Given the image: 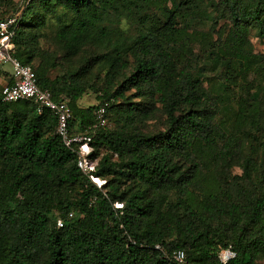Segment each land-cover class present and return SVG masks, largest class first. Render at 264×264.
I'll return each mask as SVG.
<instances>
[{
  "label": "trees",
  "instance_id": "trees-1",
  "mask_svg": "<svg viewBox=\"0 0 264 264\" xmlns=\"http://www.w3.org/2000/svg\"><path fill=\"white\" fill-rule=\"evenodd\" d=\"M5 11L15 56L71 107L72 134L103 104L115 126L90 142L99 187L53 112L1 87L0 264H223L229 248L227 264H264V53L251 40L264 41V0H0ZM91 88L99 103L82 107ZM158 110L166 129L148 133Z\"/></svg>",
  "mask_w": 264,
  "mask_h": 264
},
{
  "label": "built area",
  "instance_id": "built-area-1",
  "mask_svg": "<svg viewBox=\"0 0 264 264\" xmlns=\"http://www.w3.org/2000/svg\"><path fill=\"white\" fill-rule=\"evenodd\" d=\"M18 16H9L0 19V65H8L10 76L13 79L11 83H6L2 88V98L8 102H15L22 99L32 100L38 113H43L49 109L56 116V134L61 138L66 147L77 152V164L80 169L93 181L97 186L102 187V179L94 174L96 163L90 157L91 140L97 131L108 124L107 104L100 105L95 111V121L90 130L82 134H72L70 120L72 118L71 107L64 101L55 100L48 88H42L37 83V77L33 68L22 63L15 56V45L13 37L15 34V25ZM117 207H122V203H117ZM72 216V213L70 214ZM62 219L58 220V226H63ZM160 248V246H157ZM173 258L184 263L186 254L183 250H175ZM236 253L229 249L222 250L219 254L223 264H227Z\"/></svg>",
  "mask_w": 264,
  "mask_h": 264
},
{
  "label": "rangeland",
  "instance_id": "rangeland-1",
  "mask_svg": "<svg viewBox=\"0 0 264 264\" xmlns=\"http://www.w3.org/2000/svg\"><path fill=\"white\" fill-rule=\"evenodd\" d=\"M13 1H14V3H16L18 5L19 8H21L25 4V0H13ZM3 10H6V8H4ZM207 10L212 12L214 15L217 14V12L214 10V8L212 6L208 5L207 6ZM8 13L9 12H7V11L2 12L0 14V16L6 15ZM225 23H226V20L220 19L219 22H218V25L219 26H223ZM125 24H127L126 20L124 21L123 25H125ZM210 27H212V21L211 20H207V19L198 20V23L195 26L196 29L204 30V31L209 30ZM251 40H252V44H253L254 50L256 52H259V53H264V41L261 40L260 38H258L257 36H255V33L252 34ZM42 43H43L44 46H49L50 45L49 42L46 39H43ZM4 68L5 69H9L10 67L8 65H5ZM205 74H206L205 76H209L210 77V76L214 75V72L211 69H209V67H205ZM7 76L8 75H1L0 76V89H1V87H3L7 83V80H8ZM90 82L92 84H94L95 87L99 86V84H100V81L97 80L94 75H92L90 77ZM133 92H134V90L128 91L126 93V95L127 96H131L130 94H132ZM98 94L99 93L96 92L93 88L89 89L83 95V97L81 98V100L79 102L80 105L82 107H88V106H91V105H97L99 103V98L97 96ZM121 100H122V102H124V99H121ZM131 100L138 101L139 99L134 97ZM114 126H115L114 116L112 115V113H109L107 127L108 128H114ZM166 126H167L166 116L163 115L161 110H158L156 112V115H153L152 117L147 119L145 121V123H144V126H141V128L143 130H145L146 132H148V133H157V132H160V131H164L166 129ZM93 150H94V147L91 146V152H93ZM100 150L101 151H105L104 148H100ZM93 160L95 161V163L97 165L99 159H93ZM233 171L236 172V173H240L241 169H240V167H234ZM101 179H102L103 184H105L106 183V179H104V178H101ZM172 198H175V195H173Z\"/></svg>",
  "mask_w": 264,
  "mask_h": 264
},
{
  "label": "crops",
  "instance_id": "crops-1",
  "mask_svg": "<svg viewBox=\"0 0 264 264\" xmlns=\"http://www.w3.org/2000/svg\"><path fill=\"white\" fill-rule=\"evenodd\" d=\"M3 69H4V71H5V73H4L3 75H8L7 78H8V80H9V78H10V69H5L4 67H3ZM0 76H1V75H0ZM8 80H7V82H8Z\"/></svg>",
  "mask_w": 264,
  "mask_h": 264
}]
</instances>
